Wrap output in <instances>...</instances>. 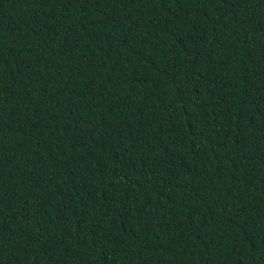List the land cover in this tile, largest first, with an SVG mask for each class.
Listing matches in <instances>:
<instances>
[{"label":"trees","instance_id":"1","mask_svg":"<svg viewBox=\"0 0 264 264\" xmlns=\"http://www.w3.org/2000/svg\"><path fill=\"white\" fill-rule=\"evenodd\" d=\"M0 264H264V0H0Z\"/></svg>","mask_w":264,"mask_h":264}]
</instances>
